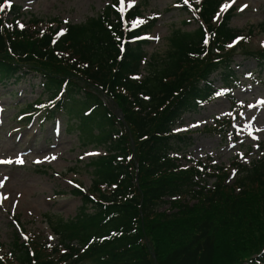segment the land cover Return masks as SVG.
<instances>
[{"label":"trees","instance_id":"1","mask_svg":"<svg viewBox=\"0 0 264 264\" xmlns=\"http://www.w3.org/2000/svg\"><path fill=\"white\" fill-rule=\"evenodd\" d=\"M222 2L189 0L200 25L176 29L163 58L139 40L157 19L137 26L141 13L123 14L119 3L62 35L57 18L32 15L21 28V5L0 11V86L38 78L46 99L34 106L65 114L85 144L105 151L89 164L90 191L73 190L82 200L76 216L53 224L59 243L16 233L0 264H264V158L230 186L224 168L184 169L171 156L192 145L191 135H175L177 123L240 84L228 46L244 36L231 12L215 23ZM243 52L264 66L263 48Z\"/></svg>","mask_w":264,"mask_h":264},{"label":"rangeland","instance_id":"2","mask_svg":"<svg viewBox=\"0 0 264 264\" xmlns=\"http://www.w3.org/2000/svg\"><path fill=\"white\" fill-rule=\"evenodd\" d=\"M5 2L7 5H21L28 16L41 20L59 18L62 23L75 24L96 17L107 5H115L117 0ZM132 3L133 0H125L124 5L120 4V10L137 9L142 17L136 19V25L146 22L145 18L151 15L158 19L151 33L142 37L149 41L145 48L149 55L165 57L170 46L168 38L176 29L195 31L200 25L192 11L185 7L184 0H134V6L127 7ZM231 3L232 0H224L223 6ZM243 5L247 7L241 11ZM230 8L234 10L230 26L244 36L242 43L239 37L228 46L235 51L232 67L239 73L240 84L226 89L224 95L198 113H188L177 123L174 132L191 135L192 145L187 158L183 157L182 161L186 168L201 161L209 170L224 168L228 176L232 172L225 181L232 186L239 179L240 170L244 171L264 158V104L260 103L264 101V66H259L255 59L243 52V48H264V0H236ZM225 12L220 11L215 22H220ZM28 16L22 19L25 26L31 19ZM216 81L218 88L223 86L218 78ZM39 82L38 78L27 76L20 84L0 86V161H5L0 163V183H3L0 196L8 197L0 203L2 253L12 249L16 233L22 241L32 233L58 244L60 240L53 224L62 218L72 220L76 216L82 200L73 190L81 187L90 191L94 175L89 164L92 158L104 153V147L85 144L80 132L72 125L74 121H68L65 115L56 120L48 119L47 111L26 107L40 97L46 99ZM221 120L225 130L216 128V123ZM7 153L18 157L9 158ZM21 160L23 163L19 162ZM215 181L208 182L213 185ZM238 184L242 185L240 181ZM103 191H107V186L102 188ZM93 194L100 196L97 191ZM168 208V205L162 206L161 210Z\"/></svg>","mask_w":264,"mask_h":264},{"label":"snow or ice","instance_id":"3","mask_svg":"<svg viewBox=\"0 0 264 264\" xmlns=\"http://www.w3.org/2000/svg\"><path fill=\"white\" fill-rule=\"evenodd\" d=\"M189 0H184V3L185 4H188ZM236 3V0H232V3L231 4H226L222 7L221 11H227L228 8H230L232 6V4H235ZM120 4L121 5H124L125 4V0H120ZM134 6V0H133V3L132 4H129L127 5V7H133ZM247 5H243V7L240 9L241 11L243 10V8H246ZM124 9L122 8L121 11H123ZM0 11H3V8L0 7ZM21 28L24 27V25H19ZM61 35L63 34V32L60 33ZM119 39V37H118ZM156 39H159V37H156ZM261 104H264V101H261L260 102ZM255 138V137H254ZM53 159H55V157H53ZM5 161H0V163H4ZM20 163H23V161H19ZM7 163H11V161H7ZM0 187H3V183H0ZM8 197L6 196H0V203H2L3 200L7 199ZM25 240H27V237H25Z\"/></svg>","mask_w":264,"mask_h":264},{"label":"bare ground","instance_id":"4","mask_svg":"<svg viewBox=\"0 0 264 264\" xmlns=\"http://www.w3.org/2000/svg\"><path fill=\"white\" fill-rule=\"evenodd\" d=\"M15 155H16V154H15ZM15 155H13V154H11V153H7V156H8L9 158H10V157H16ZM17 157H18V156H17ZM17 157H16V158H17ZM16 158H15V159H16Z\"/></svg>","mask_w":264,"mask_h":264},{"label":"water","instance_id":"5","mask_svg":"<svg viewBox=\"0 0 264 264\" xmlns=\"http://www.w3.org/2000/svg\"><path fill=\"white\" fill-rule=\"evenodd\" d=\"M119 114H120V116L122 117V112H121V111H119Z\"/></svg>","mask_w":264,"mask_h":264}]
</instances>
